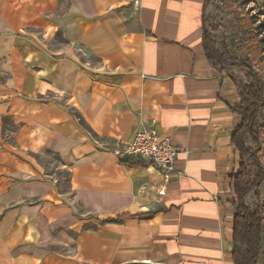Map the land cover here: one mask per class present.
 I'll return each mask as SVG.
<instances>
[{
	"label": "crops",
	"instance_id": "1",
	"mask_svg": "<svg viewBox=\"0 0 264 264\" xmlns=\"http://www.w3.org/2000/svg\"><path fill=\"white\" fill-rule=\"evenodd\" d=\"M203 10L0 0V264H234L240 91ZM154 120L181 149L166 183L112 150Z\"/></svg>",
	"mask_w": 264,
	"mask_h": 264
},
{
	"label": "trees",
	"instance_id": "2",
	"mask_svg": "<svg viewBox=\"0 0 264 264\" xmlns=\"http://www.w3.org/2000/svg\"><path fill=\"white\" fill-rule=\"evenodd\" d=\"M213 0H204L203 10V46L210 64L220 72H226L228 67H240L246 70V82L238 83L240 103L234 107L242 122L236 129L232 142L241 154L242 162L235 176V203L234 214V264H259L263 252L264 212L262 206L252 208L245 202V197L264 182V165L257 153H251L245 139L249 135L258 139L262 133L259 119L264 104V82L255 71L254 66L264 62V39L258 34L250 37V47L246 54H239L231 50L228 29L222 23L213 25L211 31L207 26L206 10ZM252 0H242L244 4ZM257 19L251 18L253 24ZM235 82V80H234ZM259 140V139H258ZM251 159L256 173L253 176L244 158ZM125 164L140 165L142 161H126ZM260 201V196L258 195Z\"/></svg>",
	"mask_w": 264,
	"mask_h": 264
},
{
	"label": "rangeland",
	"instance_id": "3",
	"mask_svg": "<svg viewBox=\"0 0 264 264\" xmlns=\"http://www.w3.org/2000/svg\"><path fill=\"white\" fill-rule=\"evenodd\" d=\"M251 18H256L257 20L252 24ZM206 19L210 31L213 25L219 23L226 26L230 33L231 50L239 54L240 57H242V53L246 54L249 50L248 47H250L251 43L249 39L253 34H258L257 37L259 39H264V5L258 0H252L248 4H244L242 0H213L208 6ZM254 69L264 82V62L257 63ZM226 73L235 80L237 85L240 82L247 81L246 70L240 67H228L226 68ZM259 119L262 129L259 140L247 135L245 142L251 153H257L264 165V104ZM244 160L254 176L256 169L252 166L251 159L245 157ZM50 164H52L50 167L53 170L59 165L57 158L53 155H51ZM62 173L65 174V172ZM66 184L67 182H64V185ZM258 195L260 196V201L258 200ZM245 202L252 208H256L260 204L264 212V182L245 197Z\"/></svg>",
	"mask_w": 264,
	"mask_h": 264
},
{
	"label": "built area",
	"instance_id": "4",
	"mask_svg": "<svg viewBox=\"0 0 264 264\" xmlns=\"http://www.w3.org/2000/svg\"><path fill=\"white\" fill-rule=\"evenodd\" d=\"M113 152L122 163L131 160H147L163 175L165 183L176 171L175 159L181 149L176 147L168 137H163L155 126L136 131L130 141H120L113 147ZM145 188V186H143ZM157 193L166 194V186L162 185Z\"/></svg>",
	"mask_w": 264,
	"mask_h": 264
}]
</instances>
